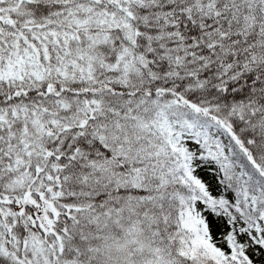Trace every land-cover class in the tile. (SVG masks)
<instances>
[{
  "label": "snow or ice",
  "instance_id": "obj_1",
  "mask_svg": "<svg viewBox=\"0 0 264 264\" xmlns=\"http://www.w3.org/2000/svg\"><path fill=\"white\" fill-rule=\"evenodd\" d=\"M0 264H264V0H0Z\"/></svg>",
  "mask_w": 264,
  "mask_h": 264
}]
</instances>
